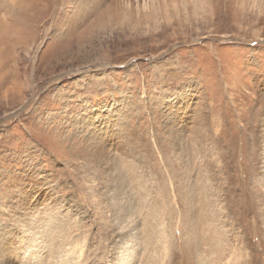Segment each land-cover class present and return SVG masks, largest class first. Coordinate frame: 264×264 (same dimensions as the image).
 I'll use <instances>...</instances> for the list:
<instances>
[{"label":"rangeland","instance_id":"rangeland-1","mask_svg":"<svg viewBox=\"0 0 264 264\" xmlns=\"http://www.w3.org/2000/svg\"><path fill=\"white\" fill-rule=\"evenodd\" d=\"M152 1L0 0L3 263L264 264V0Z\"/></svg>","mask_w":264,"mask_h":264},{"label":"bare ground","instance_id":"bare-ground-1","mask_svg":"<svg viewBox=\"0 0 264 264\" xmlns=\"http://www.w3.org/2000/svg\"><path fill=\"white\" fill-rule=\"evenodd\" d=\"M128 2H129V0H127ZM152 1V0H151ZM256 1V0H255ZM153 2V1H152ZM152 2H151V5H152ZM161 2V1H160ZM129 4V3H128ZM255 4H256V2H255ZM259 4V3H258ZM126 5V4H125ZM156 5V4H155ZM154 6V5H153ZM148 8V7H147ZM150 9V8H149ZM140 11V10H139ZM87 13V12H86ZM203 198V197H202ZM202 204H203V200H202V202H201ZM210 203V202H209ZM208 203V204H209ZM202 204L199 206V207H202ZM211 204V203H210ZM205 207V206H204ZM203 208V207H202ZM209 208V207H208ZM201 209V208H200ZM206 210H208L207 208H206ZM202 212V211H201ZM201 212H199V213H201ZM208 213V212H207ZM203 215H204V213H203ZM205 216H207V215H205ZM205 216H204V218H205ZM200 217V216H199ZM208 217V216H207ZM206 217V218H207ZM205 218V219H206ZM204 219V220H205ZM200 220H202V219H200ZM208 220H209V218H208ZM198 221V220H197ZM195 222V221H194ZM206 222V221H205ZM204 222V223H205ZM208 225V224H207ZM210 225H211V223H210ZM195 226V225H194ZM197 227L199 228V222H197ZM206 228H204V227H202L201 228V230H199V232H197V234H196V243H197V254L195 255V258L198 260V261H201V260H199V256H204L205 258H207L208 259V261H209V264H230L231 263V258H232V256H233V253L232 252H234V251H236V248L235 247H233V246H229V245H224V244H222L223 243V240H221L219 237H217L216 235H212V234H215V233H212L211 232V235H212V237L210 238V239H208L207 237L208 236H204L203 234L201 235V232H204V231H206L205 230ZM207 229H210V227L209 228H207ZM207 232V231H206ZM215 232V231H214ZM209 232H207V234H208ZM206 234V235H207ZM224 235H226V234H224ZM225 237V236H224ZM204 238H206L208 241H205V239ZM226 240V239H225ZM18 241V240H17ZM148 241V240H147ZM228 241V240H227ZM147 244H146V247H145V249L143 250V248H142V250H141V256H144V255H146L147 256V258H146V260H148V263L149 264H156V258H154V257H152V256H150L149 255V250L151 249V245H152V241L151 240H149V242H146ZM204 243L205 244H208L209 246H210V251H208V252H205V251H201L199 248H198V245L199 246H204L205 247V245H204ZM16 244V243H15ZM226 244V243H225ZM207 245V246H208ZM222 245H224L225 247H223L222 248ZM25 246V245H24ZM145 246V245H144ZM245 246V245H244ZM15 247V246H14ZM23 247V246H22ZM24 248V247H23ZM201 248V247H200ZM10 250V249H9ZM205 250V249H204ZM55 251V250H54ZM10 253V252H9ZM48 253V252H47ZM23 254V253H22ZM35 254V253H34ZM49 254V253H48ZM54 254H55V252H54ZM53 254V255H54ZM63 254V253H62ZM32 255V254H31ZM51 255H52V253H51ZM33 261V260H32ZM13 262V261H12ZM40 262V261H39ZM38 261H36V262H34L33 264H67L66 263V261L65 260H63L62 262H60V263H57L56 261H54V260H49L48 261V258H45L44 260H42V262L41 263H39ZM0 263L1 264H5V262L3 263L1 260H0ZM201 264H205V263H201Z\"/></svg>","mask_w":264,"mask_h":264}]
</instances>
